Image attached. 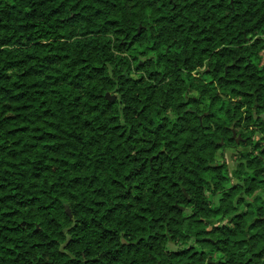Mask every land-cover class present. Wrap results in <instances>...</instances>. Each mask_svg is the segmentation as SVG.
Returning <instances> with one entry per match:
<instances>
[{
	"label": "trees",
	"instance_id": "obj_1",
	"mask_svg": "<svg viewBox=\"0 0 264 264\" xmlns=\"http://www.w3.org/2000/svg\"><path fill=\"white\" fill-rule=\"evenodd\" d=\"M0 264H264V0H0Z\"/></svg>",
	"mask_w": 264,
	"mask_h": 264
},
{
	"label": "rangeland",
	"instance_id": "obj_2",
	"mask_svg": "<svg viewBox=\"0 0 264 264\" xmlns=\"http://www.w3.org/2000/svg\"><path fill=\"white\" fill-rule=\"evenodd\" d=\"M223 156L228 166L232 168L234 165L233 158H232V151H226Z\"/></svg>",
	"mask_w": 264,
	"mask_h": 264
}]
</instances>
